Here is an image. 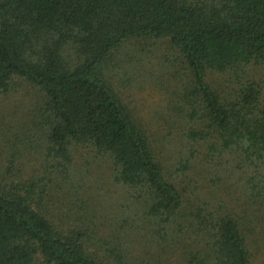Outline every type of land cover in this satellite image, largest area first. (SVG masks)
Listing matches in <instances>:
<instances>
[{
    "label": "trees",
    "instance_id": "trees-1",
    "mask_svg": "<svg viewBox=\"0 0 264 264\" xmlns=\"http://www.w3.org/2000/svg\"><path fill=\"white\" fill-rule=\"evenodd\" d=\"M133 40L170 49L145 55ZM183 62L196 99L183 101L193 146L214 139L209 150L230 152L238 170L253 171L248 197L264 210V79L251 68L264 66V0H0V92L20 78L38 90L42 110L35 123L14 120L15 112L1 133L22 166L39 155L45 164L44 174H30L0 162V264H254L248 226L170 179L110 75L114 68L141 86L162 68V85L181 88ZM210 71L237 78L215 86ZM97 169L135 191L125 228L91 192ZM59 189L70 200L64 212L77 202L72 215L61 213Z\"/></svg>",
    "mask_w": 264,
    "mask_h": 264
},
{
    "label": "rangeland",
    "instance_id": "rangeland-1",
    "mask_svg": "<svg viewBox=\"0 0 264 264\" xmlns=\"http://www.w3.org/2000/svg\"><path fill=\"white\" fill-rule=\"evenodd\" d=\"M130 44L139 46L132 48L144 51L145 55L150 50H153V54H155L160 50L170 49L166 41L148 40L139 43L133 40ZM165 62L167 63V61ZM263 67L256 68L255 66L251 68H262L261 76L264 79ZM110 71L115 85L122 92L130 108L135 112L138 121L146 129L157 152V157L165 165L166 173L170 179L174 180L189 195L199 194L200 200L204 201L211 210L223 207L227 212L232 213L237 219L244 222L248 226L249 247L254 254V264H264V210L260 201H250L248 197L249 188L246 184L248 175L253 171L238 170L237 167L240 168V164L238 162L236 167L234 163L236 157L231 155L230 152L218 153L219 150H209V144L214 139L202 142L201 138L199 141L203 145H200L197 149L193 146L189 136V130L193 127V118L192 114L189 113L191 111L189 103H183V101L190 100L194 104L196 99L192 94L191 86H189L191 74L184 62L178 66V76L182 81L178 83H181V88L174 85L171 87L167 84L162 85V80L169 78V74L163 72L162 68L150 71L147 84H141V86L135 85L134 82L132 84L124 83L120 73H117L114 68ZM231 74L230 72L210 71L208 79L213 85L217 86V84L228 80H236L237 77L231 76ZM255 74L256 71L252 70L246 76L252 79L256 76ZM243 76L246 78L245 75ZM170 77L173 83L174 78ZM183 87H186V90ZM37 101L38 103L41 102L38 90L20 78L16 79L14 87L9 92H0V162L16 169L23 167L22 173L30 172L31 174L33 171H38V174H44L45 170L42 168L45 167V164L41 162L43 157L41 155H37L40 159L35 156L30 157L28 163L22 166L20 161L16 159V152L10 143V139L1 131L4 129L3 124H8L11 115H14L15 112L14 120L26 116L28 120L37 121L39 115V120H41L42 110L39 106L38 111H36L35 107ZM177 103H181V108L184 109L181 111L176 110L174 105H177ZM33 108L34 113L32 115ZM198 134L201 135L200 132ZM43 138L41 137V139ZM33 140L36 142V138ZM46 151L45 146L42 147V153H46ZM83 152L85 151L81 149V153ZM81 153L78 152L77 156L80 157ZM54 160L55 158H52L51 161ZM186 160H188L186 165L189 167L184 169L181 162ZM203 167H205V170ZM15 172L17 173V171ZM92 174V180L89 182L94 186L91 192L97 195L95 200L104 203L103 205L107 207L105 214L108 215V219L116 228H125L124 218H126L127 213H130L131 207L129 205L135 201V191L115 182L113 177L105 171L97 169L92 171ZM56 194V198L60 197L62 201V204H59L63 208L62 212L52 202L56 200L53 193L50 195V201L51 204L55 205L52 208L53 218L59 221L61 217L59 212L72 215L78 204L75 202L71 206L69 205L68 210L64 212L65 204H69L70 200H62L60 189ZM66 195L69 197V194ZM83 198L93 202L87 195H84ZM63 220L66 221V219ZM108 233L109 231L105 234H107L108 241L111 242L113 238ZM37 264L45 263L42 259H39Z\"/></svg>",
    "mask_w": 264,
    "mask_h": 264
}]
</instances>
